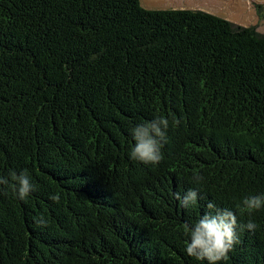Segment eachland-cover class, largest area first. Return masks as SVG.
Masks as SVG:
<instances>
[{
  "label": "trees",
  "instance_id": "16d2710c",
  "mask_svg": "<svg viewBox=\"0 0 264 264\" xmlns=\"http://www.w3.org/2000/svg\"><path fill=\"white\" fill-rule=\"evenodd\" d=\"M161 115L163 159L131 160L130 129ZM11 170L37 191L0 193V264H206L187 256L182 227L204 201L181 209L172 195L190 187L257 225L226 264H264V209L237 208L264 194V34L139 0H0Z\"/></svg>",
  "mask_w": 264,
  "mask_h": 264
},
{
  "label": "clouds",
  "instance_id": "9594fccd",
  "mask_svg": "<svg viewBox=\"0 0 264 264\" xmlns=\"http://www.w3.org/2000/svg\"><path fill=\"white\" fill-rule=\"evenodd\" d=\"M181 120L173 117L172 124L179 126ZM170 121L165 116H157L152 120H144L130 129L134 141L129 156L131 160L145 165H158L163 159L162 148L167 142V131ZM195 183L203 181V176L194 174ZM11 190L13 195L23 201L37 191L36 185L27 170L9 171L6 175L0 173V193ZM174 199L181 209H188L204 201L205 211L195 221H184L183 230L186 234L185 252L188 257L206 264H226L230 259L229 253L241 243L240 232H253L257 225L251 219L245 224L238 223L237 214L229 208L217 207L213 199L201 194L198 188H188L186 191L173 192ZM59 202L60 196L49 197ZM241 212L251 216L254 212L264 209V194L249 195L237 205ZM38 223L46 225L41 217Z\"/></svg>",
  "mask_w": 264,
  "mask_h": 264
},
{
  "label": "rangeland",
  "instance_id": "374dc122",
  "mask_svg": "<svg viewBox=\"0 0 264 264\" xmlns=\"http://www.w3.org/2000/svg\"><path fill=\"white\" fill-rule=\"evenodd\" d=\"M147 10L188 9L210 13L234 25L249 27L264 34V18L257 16V6L264 16V0H139ZM249 8V9H247Z\"/></svg>",
  "mask_w": 264,
  "mask_h": 264
},
{
  "label": "crops",
  "instance_id": "0c3cea01",
  "mask_svg": "<svg viewBox=\"0 0 264 264\" xmlns=\"http://www.w3.org/2000/svg\"><path fill=\"white\" fill-rule=\"evenodd\" d=\"M249 9V8H247ZM172 10H188V9H172ZM198 11V10H197ZM207 13V12H206ZM210 14V13H209ZM257 14V13H256ZM212 15V14H211ZM258 16V15H257ZM253 26H256V25H253Z\"/></svg>",
  "mask_w": 264,
  "mask_h": 264
}]
</instances>
